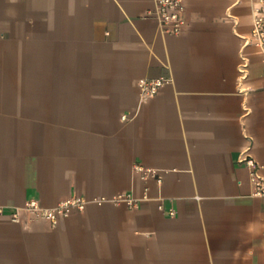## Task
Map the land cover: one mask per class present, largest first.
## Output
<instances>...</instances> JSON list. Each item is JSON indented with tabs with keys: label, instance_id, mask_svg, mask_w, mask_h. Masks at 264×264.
<instances>
[{
	"label": "crops",
	"instance_id": "1",
	"mask_svg": "<svg viewBox=\"0 0 264 264\" xmlns=\"http://www.w3.org/2000/svg\"><path fill=\"white\" fill-rule=\"evenodd\" d=\"M257 5L184 0L173 35L155 0H0V264H264ZM72 195L55 226L26 209Z\"/></svg>",
	"mask_w": 264,
	"mask_h": 264
},
{
	"label": "built area",
	"instance_id": "2",
	"mask_svg": "<svg viewBox=\"0 0 264 264\" xmlns=\"http://www.w3.org/2000/svg\"><path fill=\"white\" fill-rule=\"evenodd\" d=\"M156 18L161 30L168 34H179L183 31L186 22L184 18V0H155ZM251 39L253 43L262 52V62H264V0H258V5L253 17L251 28ZM169 80L168 77L160 76L158 78H142L138 82L140 90V99L147 100L157 94L159 88ZM125 118V115L122 116ZM245 163L250 170V182L253 186V195L264 198V176L259 173V165L251 158H245ZM134 170L139 172L143 178L154 176L156 171L151 168H145L140 164L134 165ZM109 200L106 197L95 198L97 204H102ZM115 201H125L128 205H134V198L129 194L119 195ZM89 200L79 195H72L59 201L54 207H44L38 200L30 199L26 202L27 211L34 218L47 220L52 226H55L59 220L68 216L72 211H83ZM17 220V215L13 216Z\"/></svg>",
	"mask_w": 264,
	"mask_h": 264
}]
</instances>
